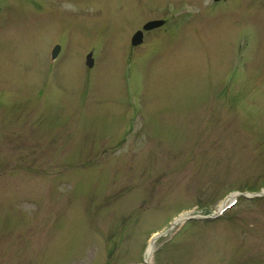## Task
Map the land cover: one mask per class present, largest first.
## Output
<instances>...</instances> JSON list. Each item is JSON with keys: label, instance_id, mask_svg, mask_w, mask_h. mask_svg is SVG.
I'll use <instances>...</instances> for the list:
<instances>
[{"label": "rangeland", "instance_id": "obj_1", "mask_svg": "<svg viewBox=\"0 0 264 264\" xmlns=\"http://www.w3.org/2000/svg\"><path fill=\"white\" fill-rule=\"evenodd\" d=\"M263 192L264 0H0V264H264Z\"/></svg>", "mask_w": 264, "mask_h": 264}, {"label": "water", "instance_id": "obj_2", "mask_svg": "<svg viewBox=\"0 0 264 264\" xmlns=\"http://www.w3.org/2000/svg\"><path fill=\"white\" fill-rule=\"evenodd\" d=\"M160 24H161V22H153V23H150L146 28L156 27V26H158V25H160ZM56 50H57V48L54 49L53 54H52V58L55 57V55H56Z\"/></svg>", "mask_w": 264, "mask_h": 264}, {"label": "bare ground", "instance_id": "obj_3", "mask_svg": "<svg viewBox=\"0 0 264 264\" xmlns=\"http://www.w3.org/2000/svg\"><path fill=\"white\" fill-rule=\"evenodd\" d=\"M151 249H152V246H150L149 248H148V251H147V257L150 255V253H151Z\"/></svg>", "mask_w": 264, "mask_h": 264}]
</instances>
